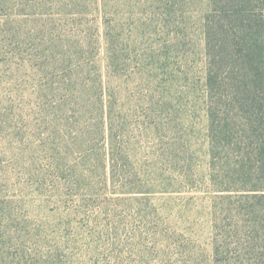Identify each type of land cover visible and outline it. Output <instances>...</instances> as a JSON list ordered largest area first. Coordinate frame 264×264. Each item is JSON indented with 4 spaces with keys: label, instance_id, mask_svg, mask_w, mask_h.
<instances>
[{
    "label": "rangeland",
    "instance_id": "374dc122",
    "mask_svg": "<svg viewBox=\"0 0 264 264\" xmlns=\"http://www.w3.org/2000/svg\"><path fill=\"white\" fill-rule=\"evenodd\" d=\"M205 10L0 0V264H264L226 246L237 239L229 201L209 182ZM110 44L120 59L109 66ZM58 142L73 171L90 148L80 182L58 176ZM173 142L181 163H170ZM113 144L146 192L112 186Z\"/></svg>",
    "mask_w": 264,
    "mask_h": 264
},
{
    "label": "trees",
    "instance_id": "16d2710c",
    "mask_svg": "<svg viewBox=\"0 0 264 264\" xmlns=\"http://www.w3.org/2000/svg\"><path fill=\"white\" fill-rule=\"evenodd\" d=\"M202 21L209 182L215 193L224 194L223 199L229 201L228 220L237 239L226 246H234L254 261L261 260L264 259V0H206ZM107 36L112 43L113 33L109 31ZM109 51L110 66L120 55L112 44ZM96 75L94 82L101 101L103 76L99 72ZM155 124V130L159 129ZM102 128L104 122L100 124L99 129ZM58 143L54 156L58 157L54 159L58 176L80 182L83 175L78 164L89 161L90 148L82 147L81 162L73 171L66 165L71 159L68 147ZM124 149L113 144L104 155L103 167L112 186L127 194L146 192L145 188L136 187L125 173L121 158ZM179 150L174 142L170 145V163L184 161L178 156ZM233 196L238 200L231 201ZM215 254H221L219 245Z\"/></svg>",
    "mask_w": 264,
    "mask_h": 264
}]
</instances>
